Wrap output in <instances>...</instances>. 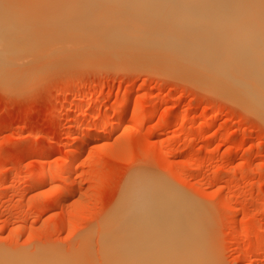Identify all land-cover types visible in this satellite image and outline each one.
Here are the masks:
<instances>
[{"label":"rangeland","instance_id":"rangeland-1","mask_svg":"<svg viewBox=\"0 0 264 264\" xmlns=\"http://www.w3.org/2000/svg\"><path fill=\"white\" fill-rule=\"evenodd\" d=\"M100 46L88 40L57 45L56 55L69 49L86 56L54 57V65L43 63L46 52L14 58L13 69L41 67L30 78L0 82V261L107 264L106 237L127 232V220L116 217L119 205L126 209L131 200H120L134 177H150L209 217L203 231L209 261L264 264V120L258 112ZM125 110L135 114L110 131ZM211 117L216 121L209 127ZM85 135L95 139L77 156Z\"/></svg>","mask_w":264,"mask_h":264},{"label":"bare ground","instance_id":"bare-ground-1","mask_svg":"<svg viewBox=\"0 0 264 264\" xmlns=\"http://www.w3.org/2000/svg\"><path fill=\"white\" fill-rule=\"evenodd\" d=\"M2 10L7 12H0V82L12 84L41 67L13 69L9 64L14 58L46 52L49 58L44 56V64L54 57L73 60L86 52L76 56L62 48L56 55L51 49L88 40L130 63L152 65L201 84L258 112L264 120L263 0H0ZM123 113L110 131L135 114ZM214 117L209 118V127ZM86 135L81 145L76 144L77 156L95 139ZM43 171L36 178H43ZM132 181L120 200H131V205L126 209L119 205L116 217L121 224L127 220V232L124 238L106 237L102 252L107 264H216L208 259L203 231L209 220L202 209L158 179ZM65 193L63 200L69 195ZM111 230L110 223L107 233Z\"/></svg>","mask_w":264,"mask_h":264}]
</instances>
